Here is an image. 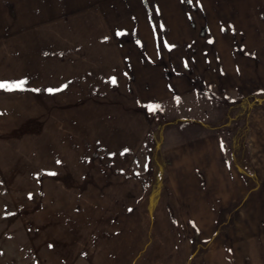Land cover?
I'll return each instance as SVG.
<instances>
[{"label":"rangeland","instance_id":"obj_1","mask_svg":"<svg viewBox=\"0 0 264 264\" xmlns=\"http://www.w3.org/2000/svg\"><path fill=\"white\" fill-rule=\"evenodd\" d=\"M19 81L0 264H264V0H0Z\"/></svg>","mask_w":264,"mask_h":264},{"label":"snow or ice","instance_id":"obj_2","mask_svg":"<svg viewBox=\"0 0 264 264\" xmlns=\"http://www.w3.org/2000/svg\"><path fill=\"white\" fill-rule=\"evenodd\" d=\"M119 34V33H118ZM113 83H115V79L113 78ZM25 84V81H19V82H0V89H6V90H15V89H22ZM49 91H53L52 89H49ZM150 110H157L159 108V105H149Z\"/></svg>","mask_w":264,"mask_h":264},{"label":"trees","instance_id":"obj_3","mask_svg":"<svg viewBox=\"0 0 264 264\" xmlns=\"http://www.w3.org/2000/svg\"><path fill=\"white\" fill-rule=\"evenodd\" d=\"M240 168H242L247 174H253V171L251 169L250 163L247 162V165L245 167L241 166L240 164H237Z\"/></svg>","mask_w":264,"mask_h":264},{"label":"crops","instance_id":"obj_4","mask_svg":"<svg viewBox=\"0 0 264 264\" xmlns=\"http://www.w3.org/2000/svg\"><path fill=\"white\" fill-rule=\"evenodd\" d=\"M249 163H250V166H251V169H252V171H253V174H251L253 177H255L256 176V170L254 169V166L252 165V162H251V160L249 161ZM248 175H250V174H248Z\"/></svg>","mask_w":264,"mask_h":264}]
</instances>
